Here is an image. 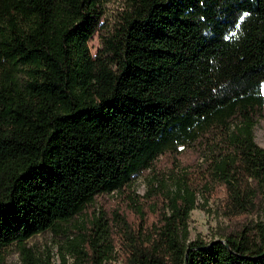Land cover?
Wrapping results in <instances>:
<instances>
[{
    "label": "trees",
    "instance_id": "trees-1",
    "mask_svg": "<svg viewBox=\"0 0 264 264\" xmlns=\"http://www.w3.org/2000/svg\"><path fill=\"white\" fill-rule=\"evenodd\" d=\"M0 0V251L84 213L97 196L151 172L158 212L120 218L123 264H264V207L254 228L189 240L190 212L216 188L229 218L264 202V0ZM99 33L92 54L89 40ZM195 154V178L181 167ZM170 156L162 176L156 163ZM189 171V172H188ZM72 264H108L104 214L85 215ZM32 264V263H29ZM61 264H68L62 257Z\"/></svg>",
    "mask_w": 264,
    "mask_h": 264
},
{
    "label": "rangeland",
    "instance_id": "rangeland-1",
    "mask_svg": "<svg viewBox=\"0 0 264 264\" xmlns=\"http://www.w3.org/2000/svg\"><path fill=\"white\" fill-rule=\"evenodd\" d=\"M126 0H110L106 4L105 14L101 23L104 30H108L114 24L118 13L123 8ZM90 51L95 54L100 45L99 33L91 37L88 42ZM261 91L264 94V81L261 83ZM255 142L264 148V118L259 119L254 128ZM181 167L185 166L194 175L195 178V154L189 149H183L180 155ZM157 169L162 176H166L167 182L170 183V175L172 170L175 172V166L170 156H161L156 163ZM189 172V171H188ZM151 172H144L140 177L136 178L131 190L116 191L110 194L97 196L91 206L84 213L70 218L66 221L59 222L58 225L49 228L27 239L22 245L26 248L21 250V245L13 243L0 251V264H61L62 257L68 259V264H72L69 252L72 243L83 232H89L86 229L85 215L104 214L108 219L110 230V257L108 264H123L124 238L121 233L119 217L115 218L116 213L123 215L128 223L137 228L141 223L140 215L131 207L130 198L132 196L139 197L137 200L143 204L144 222L151 224L158 218V212L151 206V200L141 199L147 193L148 178ZM225 192L222 187H218L210 195L208 201H199L197 208L190 212L188 220L189 240L198 239L204 243H210L213 240L223 238L230 233H238L242 228H254L255 224L260 220L262 209L264 207L263 200H260V209L256 214L242 215L229 218L224 213Z\"/></svg>",
    "mask_w": 264,
    "mask_h": 264
}]
</instances>
